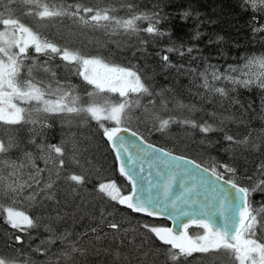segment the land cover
Masks as SVG:
<instances>
[{
	"label": "snow or ice",
	"instance_id": "6c2138e0",
	"mask_svg": "<svg viewBox=\"0 0 264 264\" xmlns=\"http://www.w3.org/2000/svg\"><path fill=\"white\" fill-rule=\"evenodd\" d=\"M243 2L250 10L264 14V0ZM119 7L125 9L124 17L115 14L114 6L94 9L82 8L79 2L65 7L63 0H0V200L15 201L23 197L37 207L51 203L53 208L49 215L53 219L63 218L70 203L69 194L75 197L86 187L87 171L94 167L91 151L89 146L82 145L71 136L62 138L57 145L45 144L43 133L52 126L49 123L51 116H59L63 123L71 125V116L84 114L97 122H113L114 126L110 128L103 124L100 127L115 153V159L119 161V175L131 184L130 194H123L115 182L100 183L98 190L94 186L93 190L101 194L102 201L107 198L108 202H115L133 213L149 217L158 216L169 208L172 210L169 212L170 217L175 213L176 231L173 228L142 225L162 245L170 246L162 253L163 264H192L189 257H193L196 264H264V242L256 238L257 232L264 237V204L254 208L249 200L254 192L264 194V159L259 160L251 175L241 173L251 181V186H244L235 179H224L225 175L234 177L237 174V169L229 164L202 167L193 159L174 155L147 143L131 127L130 114L136 109L140 110L137 118L143 122L150 121L152 130L159 132L166 131L173 123L198 128L205 134L216 131L217 128L207 122L198 125L189 118L171 115L164 118L165 112L184 109L191 112L195 110V105L185 104L175 95H169L172 93L171 88L154 90L136 70L110 64L102 55L85 56L79 50L61 47L47 36L33 31L16 15L17 12L32 15L38 22L46 21L51 26L57 22L56 18L67 16L72 18L73 25L82 29L102 30L107 37L117 33L134 36L141 31L150 35L164 34L158 27L163 19L159 10L138 11L137 5L131 2L122 3ZM89 13L90 16L87 15ZM191 15L192 12L185 9L182 19ZM140 22H147V27L141 28ZM253 31H264V26L254 28ZM17 32L20 33L19 36L16 35ZM83 35L84 32H81V36ZM198 36L197 32L196 37ZM30 48L48 59L38 64L39 58L30 55ZM166 51L183 56L191 53L193 48L185 49L182 45H176L168 47ZM57 55L68 65L78 66V74L91 86V90H85L88 100L84 103H81L79 94H74L70 84H62L55 79L56 73L50 69L49 61ZM161 60L164 62V69L175 68L178 74H190L192 80L188 91L209 103L213 97H217L220 101L227 100L230 106L239 104L236 96L230 95L237 91V86L247 89L255 84L264 90V56H254L247 60L244 68L248 71L244 75L248 78L233 76L232 73L237 69L232 66L222 73L209 64L203 71L197 72L183 64H174L167 54ZM25 61L30 63L25 64ZM22 70L23 77L20 75ZM34 70L48 74V79L37 80L33 75ZM103 93H115L123 99L112 102L107 96H102ZM130 93L135 96H130ZM145 98L147 102L142 104L141 101ZM14 101H19L20 104ZM169 104L173 107L169 108ZM241 109H244L243 104ZM211 115L215 118L216 113ZM220 119L223 122L232 117L221 116ZM24 130L29 135L24 138L23 143L34 145L35 155L33 151L21 147L22 141L13 135ZM37 136L41 137L40 143H36ZM130 137L138 140L144 147L140 148ZM249 137L251 132L241 140H236L232 135H226L224 139L231 142V145L243 146L251 152L261 151L257 141L264 142V129L251 142ZM129 143L136 147L137 155L143 152L159 161V180H153L149 174L145 181L143 166L138 169L133 167L136 159L128 147ZM13 149L19 150L15 159L10 155ZM261 155H264V151H261ZM37 159L44 162V167L36 163ZM244 159L246 163L247 158ZM188 165H192V170L188 169ZM217 167L222 168L223 172H218ZM74 168L80 171H74ZM180 168H183L185 175L194 174L193 170L208 173L201 180L213 192L210 200L201 201L195 195L196 190L186 188L183 183L180 184L181 192L174 193L177 169ZM61 197L63 208L57 207L62 203ZM81 202H84L83 197ZM72 211L75 212V209ZM98 211L101 223L113 214L111 209L105 211L103 202ZM6 212V223L12 229L26 232L39 226L37 220L23 212L14 211L11 207ZM193 225L203 230L202 234H197L194 238L188 234V229ZM106 228L115 230L111 233L112 241L117 242L115 249L101 247L98 243L88 246L85 237L96 242L108 237L109 233L101 229L99 224L80 233L70 230L57 232L49 226L46 228L49 236L41 241L43 246H36L31 252L16 247L25 243L16 235L7 244L8 253L0 250V264H89L90 256L101 254L110 257L109 264H131L129 255L123 253L122 248L136 252L138 260L149 255L151 250L141 251L144 241L124 235L127 230L122 229L120 223L109 221ZM57 242L59 245L53 250L51 246ZM33 253L43 259L37 260ZM194 253L199 255L194 257ZM152 254L155 255L154 252Z\"/></svg>",
	"mask_w": 264,
	"mask_h": 264
},
{
	"label": "trees",
	"instance_id": "16d2710c",
	"mask_svg": "<svg viewBox=\"0 0 264 264\" xmlns=\"http://www.w3.org/2000/svg\"><path fill=\"white\" fill-rule=\"evenodd\" d=\"M63 2L65 7L77 2L81 4L82 8L93 7L96 9L114 6L116 7L115 14L120 17H124L126 14L125 9L119 7L125 2L136 4L138 11L159 10L163 19H161L158 27L164 33L163 35H150L141 31L134 36L125 34L122 36L123 34L117 33L107 37L102 30L82 29L73 25L72 18L67 16L56 18L57 22L51 26L46 21L38 22L32 15H25L21 12H17L16 15L33 31L42 33L43 36L52 39L61 47L79 50L85 56L102 55L105 61L110 64L136 70L144 82L151 85L154 90L165 87L171 88L172 93L169 95H175L185 104L195 105L194 111L174 110L163 113V117L167 118L171 115L177 118H189L198 125L207 122L217 128L216 131L205 134L200 132L198 128H191L179 123L170 124L164 132L155 131L152 130L150 121L143 122L137 118L140 113L139 109L130 114L131 127L149 143L165 148L172 153L188 156L205 167L211 168L214 164H229L237 169V174L234 177L230 174L224 177L235 179L237 183L244 186H251V181L245 179L241 173L251 175L259 160L264 159V155H261V151H264V142L257 141L261 151L251 152L243 146L231 145V142L226 141L224 137L232 135L236 140H241L251 132V137H249L251 142L261 133V130L264 129V109H262L264 90L259 89L255 84L247 89L237 86V91L230 95L236 96L240 101L239 104L230 106L227 100L220 101L217 97H213L212 102L209 103L202 97L193 95L188 91L192 80L190 74H178L175 68L164 69V62L161 57L167 54L174 64H183L188 68L196 69L197 72L203 71L211 64L223 73L228 70L229 66L236 67L251 57L264 56V31H253L254 28L264 26V14L250 10V7L244 4L243 0H63ZM185 9L190 10L192 15L187 19H182V13ZM87 15L90 16L91 13ZM254 17L258 19H254ZM139 26L145 28L147 22H140ZM67 30L78 32L79 35L74 38L67 34ZM81 32H84L83 36H81ZM197 32L199 33L198 38L196 37ZM88 36L97 39L100 37V43H85L84 40ZM134 41L139 42L138 47ZM143 41H147V43H142ZM176 45H182L185 49L192 47L193 51L185 53L183 56H179L175 52L167 53L168 47ZM30 49V55L39 58L38 64L48 59L47 56L36 54ZM28 63L30 61H25V64ZM49 67L55 71L56 80L73 87L74 94L81 96V103L88 100L85 90H91V86L87 85L78 74L80 70L78 66L68 65L60 60L57 55L55 59L49 61ZM20 75L21 77L24 76L23 70ZM33 75L37 80L48 79V74L37 73L35 70ZM232 75L237 77L234 72ZM101 95L107 96L112 102L123 99L115 93H103ZM129 95L135 96L133 93ZM146 102L147 98L141 101L142 104ZM241 104L246 110L241 109ZM249 105H251L250 108ZM172 107V104H169V108ZM213 112L216 113L215 118L211 115ZM221 116H231L232 119L221 122ZM241 118L243 123H241ZM70 119L73 120L71 125L63 123L59 116H51L49 123L52 126L44 130L43 142L57 145L62 138L66 139L71 136L80 141L82 145L90 147L94 167L87 171L86 187L75 197L69 194L70 203L61 219H53L49 215L53 208L51 203L37 207L33 202L23 197L17 198L16 201L0 200V205H2L0 207V232L2 234L0 235V246L6 242V247L2 251L9 252L7 244L16 235H19L25 242L23 245H16V247L25 252H31L32 248L43 246L41 241L49 236V232L46 231L49 226L57 232L70 230L73 233H80L86 228L95 227L98 224L109 235L99 242L85 237L88 246L91 247L94 243H98L101 247L115 249L117 242L112 241L111 236L115 230L106 228L109 221H114L120 223L122 229L127 230L123 233L124 235L135 238L137 241L141 239L144 241L141 251L151 250L147 257L138 260L136 252L122 248L121 251L129 255L131 264H163L164 256L162 253L170 246L162 245L151 233L143 229L142 225H166L168 224L167 221L133 213L123 206L116 205L115 202H108L107 198L102 201L101 194L93 190L94 186L98 190L100 183L115 182L123 194H129L130 184L119 175L113 151L103 136V128L100 127V124H103L104 127L110 128L114 126L113 122L107 120L97 122L84 114L73 115ZM13 135L22 141L21 147H26L35 155L34 145L23 143L24 138L29 135L26 130L13 133ZM40 142L41 137L37 136L36 143ZM18 151V149H13L10 153L13 159L16 158ZM244 158H247L246 163ZM36 163L40 167H44L42 160L37 159ZM73 170L80 171L78 168ZM217 171L222 173L223 169L217 167ZM58 195L60 194L58 193ZM81 197H83V203ZM61 199L62 203L57 207L63 208V198L61 197ZM249 200L254 208H258L260 204H264V194L254 192L250 195ZM102 202L105 211L111 209L113 214L101 223L98 208ZM14 205H19L25 215L37 220L39 226L26 232H8L2 216L3 207L14 208ZM73 209L75 212L72 211ZM89 235L94 236V234ZM256 238L264 242V237L259 232H257ZM58 245L59 242L51 247L55 250ZM153 252L155 255L152 254ZM33 256L37 260L43 259V257H36L34 253ZM109 261L110 257L103 254L89 257V264H109Z\"/></svg>",
	"mask_w": 264,
	"mask_h": 264
},
{
	"label": "water",
	"instance_id": "95a60500",
	"mask_svg": "<svg viewBox=\"0 0 264 264\" xmlns=\"http://www.w3.org/2000/svg\"><path fill=\"white\" fill-rule=\"evenodd\" d=\"M139 135L142 136L141 134H139ZM130 140L135 141V144L139 145L140 148L144 147V145L142 143H140L138 140H135V138L130 137ZM146 142L149 143L148 141H146ZM151 144H153V143H151ZM108 145H109V143H108ZM153 145L155 147L161 148L158 145H155V144H153ZM109 147H110V145H109ZM128 147L132 150L133 157L136 159V164L133 165V167H136L138 169L141 165L143 166V168H144L143 177L145 178V181H147V179L149 178V174H151V178L153 180H159L160 177L158 176V172L161 170V165L159 164V161H157L155 157H153L151 155H146L143 152H141V153H139V155H137V149L133 145V143H129ZM163 149H165V148H163ZM165 150L169 151L167 149H165ZM169 152H171V151H169ZM113 154H114V158H115V153L113 152ZM173 154L179 155L177 153H173ZM179 156H182V155H179ZM183 157H185V156H183ZM186 158L192 159L188 156ZM116 166H117V170H118L119 161H117V160H116ZM201 166L205 167L202 164H201ZM187 167L189 170H192V165H188ZM193 171H194V174L185 175L183 168L177 169V186L173 190L174 193L179 194L181 192L180 184L183 183V185L186 188H194L196 190L195 195L198 196L201 201H203L205 199L210 200L212 195H213V192H212L211 188H209L201 180V177L202 176H205V177L208 176V173H202L200 170H193ZM224 179L227 180V178H225V177H224ZM217 183H219V182H217ZM130 190H131V184H130L129 194H130ZM171 211L172 210L169 208L168 211L161 212L160 215L150 217V218L161 219V220H165V221L167 220L169 227L173 228V230L176 231V229L174 228L175 213L170 217L169 212H171ZM138 214L144 215L142 213H138ZM193 226H195V225H193Z\"/></svg>",
	"mask_w": 264,
	"mask_h": 264
},
{
	"label": "rangeland",
	"instance_id": "374dc122",
	"mask_svg": "<svg viewBox=\"0 0 264 264\" xmlns=\"http://www.w3.org/2000/svg\"><path fill=\"white\" fill-rule=\"evenodd\" d=\"M67 34L68 35H71L72 37H76V36H78L79 35V33L78 32H73V31H68L67 30ZM16 35L17 36H19L20 35V33L19 32H17L16 33ZM41 35H43L42 33H41ZM122 36H124V34L122 35ZM100 37L97 39V38H95V37H86L85 38V43H100L99 41H100ZM109 42V41H108ZM136 42V45H137V47H138V44H139V42L138 41H134V43ZM136 46H135V44H134V48H135ZM30 50H32V49H30ZM34 52V51H33ZM37 54V53H36ZM247 63V61L246 62H244V63H242L241 65H238V66H236V67H234V68H236L237 70H236V72H234V73H236V75H237V77L238 78H248L247 76H245L244 75V72H246V71H248L247 69H245L244 68V65ZM257 71H259V69H256ZM14 102H16V103H18V104H20V102L19 101H14ZM21 106H25V105H21ZM129 193V192H128ZM6 201H8V199H6ZM16 201V200H15ZM5 207V208H4ZM3 207V213H2V216H3V218H4V220H5V222H6V217H7V212H6V209L8 208L7 206H4ZM10 207V206H9ZM14 208H13V210L14 211H19V212H23L24 213V211L23 210H21V207L19 206V205H14L13 206ZM12 208V207H11ZM165 221V220H164ZM5 224V227H6V230H8V232H17V230H15V229H12L11 227H10V225L9 224H7V223H4ZM151 226V225H150ZM4 227V228H5ZM154 227H167V228H169L168 227V224H166V225H154ZM0 230H1V228H0ZM202 232H203V230L202 229H199V228H196L195 226L194 227H191L190 228V230H188V234L190 235V236H192L193 238L197 235V234H202ZM5 234H7V232H5ZM0 235H2L1 234V232H0ZM6 243V242H5ZM5 243H3V245H1L0 246V250H3L5 247H6V244ZM2 247V248H1ZM199 254H197V253H194L193 254V256L195 257V256H198ZM189 260H192V263H194V264H196V261L193 259V257H189L188 258Z\"/></svg>",
	"mask_w": 264,
	"mask_h": 264
},
{
	"label": "flooded vegetation",
	"instance_id": "af4514ba",
	"mask_svg": "<svg viewBox=\"0 0 264 264\" xmlns=\"http://www.w3.org/2000/svg\"><path fill=\"white\" fill-rule=\"evenodd\" d=\"M192 227H194V226H192ZM196 227V226H195ZM191 228V227H190ZM190 228L188 229V230H190ZM197 228V227H196Z\"/></svg>",
	"mask_w": 264,
	"mask_h": 264
},
{
	"label": "bare ground",
	"instance_id": "6f19581e",
	"mask_svg": "<svg viewBox=\"0 0 264 264\" xmlns=\"http://www.w3.org/2000/svg\"><path fill=\"white\" fill-rule=\"evenodd\" d=\"M158 220H161V219H158Z\"/></svg>",
	"mask_w": 264,
	"mask_h": 264
}]
</instances>
